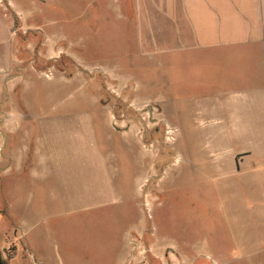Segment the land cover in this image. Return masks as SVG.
Wrapping results in <instances>:
<instances>
[{"label": "crops", "instance_id": "crops-1", "mask_svg": "<svg viewBox=\"0 0 264 264\" xmlns=\"http://www.w3.org/2000/svg\"><path fill=\"white\" fill-rule=\"evenodd\" d=\"M45 1L0 0V264H22L23 258L76 264L73 253L66 259L46 246L39 252L27 237L54 235L68 215L98 204L128 202L145 182V160L130 146L139 144L145 126L112 114L103 84L77 48L69 51L71 66L34 65V59L44 64V58L67 56L66 35L51 28L48 6L40 24L25 21L36 29L19 34L20 11ZM122 4L125 42L132 41L136 56L185 71V84L171 86L170 106L178 110L164 119L174 136L186 131L190 138L229 139L232 147L214 166L236 184L264 186V0ZM82 91L83 97L68 100ZM104 250L102 258L112 264L120 258L119 248Z\"/></svg>", "mask_w": 264, "mask_h": 264}, {"label": "rangeland", "instance_id": "rangeland-1", "mask_svg": "<svg viewBox=\"0 0 264 264\" xmlns=\"http://www.w3.org/2000/svg\"><path fill=\"white\" fill-rule=\"evenodd\" d=\"M47 6L51 28L66 35L67 56L56 62L44 58V64L34 59V65L71 66L74 60L68 54L76 47L103 84L112 114L129 116L131 126L138 121L145 126L137 135L139 144L130 146L145 160L146 176L131 191L130 201L68 215L60 232L30 234V246L39 252L46 246L52 256L60 253L66 259L73 253L76 264H112L111 258H102L105 247L119 248L115 264H264V212L257 211L264 210V186L236 184L214 166L223 150L232 147L229 139L190 138L186 131L176 138L164 121L172 109L178 110L170 106L171 86L185 84V71L136 56L130 30L125 42L122 0L35 2L18 14L19 34L24 28L36 29L26 28L25 21L40 24ZM65 15L71 21H63ZM39 31L33 32L37 38ZM174 72L178 78L171 81ZM80 94L72 93L68 100ZM25 260L22 264H29Z\"/></svg>", "mask_w": 264, "mask_h": 264}]
</instances>
